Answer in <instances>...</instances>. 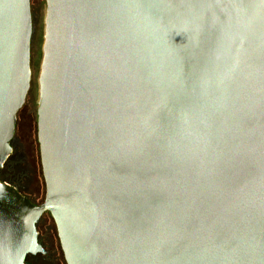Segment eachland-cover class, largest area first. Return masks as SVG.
Listing matches in <instances>:
<instances>
[{"label": "water", "instance_id": "water-1", "mask_svg": "<svg viewBox=\"0 0 264 264\" xmlns=\"http://www.w3.org/2000/svg\"><path fill=\"white\" fill-rule=\"evenodd\" d=\"M33 205L0 179V264L49 212L67 264H264V0H45ZM0 0V171L30 89Z\"/></svg>", "mask_w": 264, "mask_h": 264}, {"label": "rangeland", "instance_id": "rangeland-1", "mask_svg": "<svg viewBox=\"0 0 264 264\" xmlns=\"http://www.w3.org/2000/svg\"><path fill=\"white\" fill-rule=\"evenodd\" d=\"M30 3L32 14L31 82L26 102L18 114L14 139L24 142L25 156L30 170V178L25 181L22 194L42 202L45 199L46 187L38 144L37 108L40 89L39 79L44 57L47 6L45 0H30Z\"/></svg>", "mask_w": 264, "mask_h": 264}, {"label": "flooded vegetation", "instance_id": "flooded-vegetation-1", "mask_svg": "<svg viewBox=\"0 0 264 264\" xmlns=\"http://www.w3.org/2000/svg\"><path fill=\"white\" fill-rule=\"evenodd\" d=\"M11 147L13 153L0 171V179L16 187L22 194L24 183L30 178L29 164H27V157L25 156V144L13 138ZM22 195L35 206H40L44 202L35 201L28 195ZM35 228L39 249L34 253L27 254L25 263L67 264L58 229L52 215L49 212L43 213L36 223Z\"/></svg>", "mask_w": 264, "mask_h": 264}]
</instances>
